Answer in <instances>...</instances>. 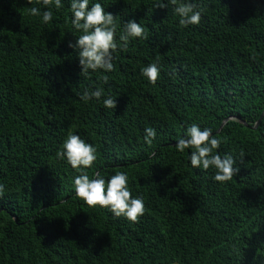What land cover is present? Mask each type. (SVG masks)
<instances>
[{"label": "trees", "instance_id": "obj_1", "mask_svg": "<svg viewBox=\"0 0 264 264\" xmlns=\"http://www.w3.org/2000/svg\"><path fill=\"white\" fill-rule=\"evenodd\" d=\"M96 2L116 17L114 71L83 77L69 0L48 25L26 0H0V264H264V0H193L201 20L188 27L161 0ZM131 20L148 38L125 46ZM150 63L155 84L141 75ZM98 86L116 109L79 99ZM193 123L238 161L231 181L176 150ZM70 133L97 150L90 177L127 173L138 222L76 196Z\"/></svg>", "mask_w": 264, "mask_h": 264}, {"label": "clouds", "instance_id": "obj_2", "mask_svg": "<svg viewBox=\"0 0 264 264\" xmlns=\"http://www.w3.org/2000/svg\"><path fill=\"white\" fill-rule=\"evenodd\" d=\"M29 15L39 17L43 24L53 21V8L59 11L64 7L63 0H26ZM39 5V6H37ZM71 26L75 30V43H69L78 57L81 76L88 77L90 73H111L114 71L113 54L117 49L116 17L107 12L100 2L90 0H69ZM173 6V12L179 17V24L183 27L197 25L201 20V11L193 0H161L157 7ZM41 8L44 11L41 12ZM147 39L144 27L135 20L124 24L119 35V41ZM158 63H150L141 69V75L150 83L155 84L159 77ZM107 84L108 76H102ZM79 99L85 103L90 101L102 102L106 109H116L117 98L106 95L103 87L85 89ZM157 132L152 127H145L143 138L151 145ZM221 141L213 135L210 128H201L196 123L186 129L183 137H178L175 147L179 153L190 150L188 159L190 165L196 169L214 170L213 179L221 184L231 181L239 172L238 161L229 154L217 151ZM239 163H243V153ZM61 156L75 169L78 175L73 180L75 194L89 207L106 208L113 217H124L130 222H138L144 215L145 205L141 197H133L126 172L118 171L109 179L99 173L90 177L85 171L94 166L97 160L96 148L82 139L78 134H69L62 145ZM4 185L0 184V196L3 195Z\"/></svg>", "mask_w": 264, "mask_h": 264}, {"label": "water", "instance_id": "obj_3", "mask_svg": "<svg viewBox=\"0 0 264 264\" xmlns=\"http://www.w3.org/2000/svg\"><path fill=\"white\" fill-rule=\"evenodd\" d=\"M228 120H229V119H227V120L224 122V124H225L226 122H228ZM238 120H239V119H238ZM239 121H241V120H239ZM241 122H242L245 126L248 127V125H247L245 122H243V121H241ZM224 124H223V125H224ZM222 128H223V126L221 127V129H222ZM221 129L219 130V132L221 131Z\"/></svg>", "mask_w": 264, "mask_h": 264}]
</instances>
